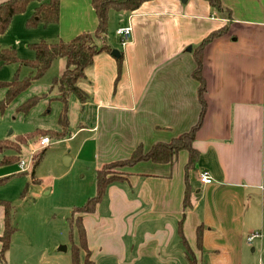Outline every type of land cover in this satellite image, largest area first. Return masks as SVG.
<instances>
[{"label": "crops", "instance_id": "crops-1", "mask_svg": "<svg viewBox=\"0 0 264 264\" xmlns=\"http://www.w3.org/2000/svg\"><path fill=\"white\" fill-rule=\"evenodd\" d=\"M220 1L229 16L204 0H148L135 11L108 12L107 33L96 44L110 50L98 52L77 83L86 99L69 96L70 135L58 140L70 150L68 165L81 164L75 173L89 180L70 179L71 212L94 196L104 165L191 130L201 110L195 50L211 33L227 31L201 53L205 113L191 143L193 167L186 170L189 155L181 150L170 163L116 169L121 179L92 213L79 215L95 264H190L188 254L196 264H264V0ZM38 5L32 2L27 17ZM44 27L48 43L93 33L91 0H60L58 21ZM122 27L131 28L123 45L111 35ZM65 66L57 58L44 76L59 77ZM50 86L42 95L59 101L61 111L58 88ZM202 172L211 183L200 181ZM255 232L260 237L248 243Z\"/></svg>", "mask_w": 264, "mask_h": 264}, {"label": "trees", "instance_id": "trees-1", "mask_svg": "<svg viewBox=\"0 0 264 264\" xmlns=\"http://www.w3.org/2000/svg\"><path fill=\"white\" fill-rule=\"evenodd\" d=\"M148 0H91L92 7L97 18V28L93 33H81L69 41L61 39L55 42L39 41L29 44L28 47L33 51L32 59H20L14 49L0 50V64L10 65L18 64L29 67L33 70L32 75L20 78L19 70H16L12 79L8 82H0V90H4V97L0 100V114L8 108L11 102L23 91H25L34 81L44 76L50 68L52 62L57 58L65 59L66 66L63 73L59 77H54L51 82V90L58 88L62 109L58 117L57 128L55 129H35L34 132L17 135L12 140H0V154L9 152V155L3 156L0 161L1 165H12L20 162L22 147L27 141L39 137H48L51 141H58L70 135L69 122L67 117L68 98L70 95L76 96L81 102L86 99V94L82 91L77 83L84 77V72L92 62L94 56L100 51H109L108 46L103 43L102 47H97L96 40L104 37L107 33V18L110 10L115 11H135L143 2ZM212 8L219 12H226L229 16L230 11L226 9L220 0H204ZM32 2H39L35 8L33 15L26 20V27L35 28L37 25L44 26L53 24L58 21L60 0H7L0 3V34L4 33L10 24L12 18L25 11L26 7ZM226 26L215 31L202 40L195 50L194 57L196 61V70L193 73L194 78L199 82L198 100L201 105L200 115L197 123L191 130L182 136L173 139L169 143H156L146 153L138 146L129 159L112 162L106 164L102 169L98 170L95 178V194L93 197L77 208H74L69 217L70 239H71V257L70 264H95L86 248L84 230L79 215L92 213L97 203L102 198L106 187L121 179V175L115 171L116 169L133 166L139 161H152L155 163H170L173 158L181 150L188 152V163L186 170L193 167L196 160V151L192 148V141L205 113L204 80L201 77L203 48L208 45L214 38L224 34ZM51 90L49 91L51 93ZM44 96H33L17 106L16 112L26 114L35 107ZM44 150L36 154L32 158V170L41 160ZM31 172V176H33ZM21 174V173H20ZM7 177L0 178V184L4 183ZM3 208L2 233L0 235V259H4V255L9 249L10 238L16 231L13 226V208L10 202L0 201ZM76 230L78 241L73 240V231ZM201 242L200 227L197 230V244ZM83 252L81 257L80 252ZM190 264H196L193 256L188 254Z\"/></svg>", "mask_w": 264, "mask_h": 264}, {"label": "rangeland", "instance_id": "rangeland-1", "mask_svg": "<svg viewBox=\"0 0 264 264\" xmlns=\"http://www.w3.org/2000/svg\"><path fill=\"white\" fill-rule=\"evenodd\" d=\"M241 1L246 3L247 0ZM31 8L32 3L24 12L15 15L6 31L0 34V50L14 49L20 59L34 57L28 45L42 41L44 30L48 27L42 24L35 28L26 27V20L33 15L27 17L30 15L28 12ZM114 13L116 12H110V18L116 17ZM112 22L115 23L114 19ZM112 33L114 34L111 32V35ZM16 70H19L20 78L28 77L33 73V70L26 66L0 64V82L10 81ZM51 81L50 73L34 81L16 97L17 99L15 98L17 101L13 100L4 113L0 114V140L8 138L12 140L16 135L32 133L35 129H45L39 125H46L47 129L57 128L61 103L51 100L53 96L44 95L42 101L32 110L30 109L27 115L16 112L20 97L27 96L21 100L24 102L33 96H43L42 93L48 91ZM42 84L46 86L42 87ZM37 86L41 87L36 89ZM3 97L4 90H0V100ZM39 138H36L34 147V138L22 147L20 159L24 162L25 172H21L19 163L7 166L0 164V178L7 177V180L0 184V201L10 202L13 208V226L16 228L10 238L9 249L4 259H0V264H69L70 262L71 207H67L68 199H70L67 193L69 194L70 186H72L70 179L76 178L79 183L82 181L86 186L89 180H86L85 176L81 178L83 172L75 173L81 169V164L64 165V157L69 158L67 155L70 153L64 141H51L33 172L31 158L39 154L41 150L32 155L33 157H30V154L38 147ZM5 155H9V152L0 154V161ZM64 172L70 173L63 178ZM2 212L3 208L0 206V218Z\"/></svg>", "mask_w": 264, "mask_h": 264}, {"label": "built area", "instance_id": "built-area-1", "mask_svg": "<svg viewBox=\"0 0 264 264\" xmlns=\"http://www.w3.org/2000/svg\"><path fill=\"white\" fill-rule=\"evenodd\" d=\"M115 37L119 40V42L123 45L125 43H127L130 38H131V28L130 27H122V28H118L115 32ZM51 143V140L48 137H40L38 139V143L37 146L34 150H32L30 157H33L32 155H34L37 151L39 150H43L45 148H47ZM32 159V158H31ZM19 167L21 172H25V165L24 162L21 160L19 162ZM199 179L202 183L204 184H209L212 182V179L209 177V175L207 174V172H202L199 176ZM260 237L259 233H251L247 238L246 241L248 243H250L251 241H253L254 238H258Z\"/></svg>", "mask_w": 264, "mask_h": 264}, {"label": "water", "instance_id": "water-1", "mask_svg": "<svg viewBox=\"0 0 264 264\" xmlns=\"http://www.w3.org/2000/svg\"><path fill=\"white\" fill-rule=\"evenodd\" d=\"M181 1H182V2H185L186 0H181ZM112 55H114V56L117 57V56L119 55V53H118L116 50H113V51H112ZM67 161H68V158H65L64 161H63L65 166L68 165Z\"/></svg>", "mask_w": 264, "mask_h": 264}]
</instances>
